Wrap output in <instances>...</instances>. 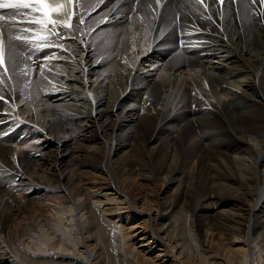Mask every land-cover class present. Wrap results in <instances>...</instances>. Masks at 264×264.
<instances>
[{
	"label": "bare ground",
	"instance_id": "obj_1",
	"mask_svg": "<svg viewBox=\"0 0 264 264\" xmlns=\"http://www.w3.org/2000/svg\"><path fill=\"white\" fill-rule=\"evenodd\" d=\"M154 7L5 28L0 264H264V3Z\"/></svg>",
	"mask_w": 264,
	"mask_h": 264
},
{
	"label": "snow or ice",
	"instance_id": "obj_2",
	"mask_svg": "<svg viewBox=\"0 0 264 264\" xmlns=\"http://www.w3.org/2000/svg\"><path fill=\"white\" fill-rule=\"evenodd\" d=\"M197 2H202V0H197ZM264 3V0H260ZM160 3V0H157ZM75 0H0V10L2 9H27L31 13H39V16H33L29 23L39 25L42 30L49 33L56 31L57 27H63L65 29L72 28V19L75 15L74 12ZM23 14V13H22ZM8 21L9 23L15 24L17 22V17L13 14L10 17L5 15H0V23ZM80 23L84 22L83 16L81 15ZM51 26V27H49ZM28 29H26L27 31ZM33 35L38 41L46 40V37L41 34V32H34ZM59 35V34H58ZM20 39L19 36L16 37ZM31 43V41H28ZM34 48L39 49L41 47L38 43H33ZM44 48L51 47L50 43H44L42 45ZM3 51V33L0 32V54ZM52 59L51 56L47 57ZM7 71V69H5ZM0 99H3L0 97Z\"/></svg>",
	"mask_w": 264,
	"mask_h": 264
},
{
	"label": "rangeland",
	"instance_id": "obj_3",
	"mask_svg": "<svg viewBox=\"0 0 264 264\" xmlns=\"http://www.w3.org/2000/svg\"><path fill=\"white\" fill-rule=\"evenodd\" d=\"M81 1V0H80ZM82 6V5H81ZM135 6V5H134ZM134 10H136V7L134 8ZM129 21H127V23H128ZM20 27V26H19ZM131 28H133V27H131ZM95 56H96V54H95ZM147 64L148 63H145V66L147 67ZM148 69H150V72H151V74H155V70H151V67H147ZM49 100V99H48ZM21 138H23V136H21ZM188 172V174H189V171H187ZM139 186L137 187V188H141V190H142V192H145L146 191V193L149 191V190H151V189H149L148 187H144V188H142L141 186H147V185H145V183H139L138 184ZM129 188V193H131V197L133 196V189L132 188H130V187H128ZM157 189H159V191L157 192V194H159L160 196L158 197V199L161 201H163V199L164 198H169L171 201H173V202H175V204H176V206H177V209L175 210V212L180 216V212H179V209H182L183 207H186V208H189V204L187 203V201H186V203H185V201H183V199H181L180 197H178V195L176 196V194H178L172 187H159V186H157ZM132 191V192H131ZM149 195H151L152 197H153V193H148ZM106 205V204H105ZM215 208L216 207H214V206H212V205H209V207H208V211H207V213L208 214H211V213H213L214 212V210H215ZM109 209V206H105V210H108ZM111 210V209H110ZM37 214H40V213H37ZM116 214H118V215H122L123 217L125 216L122 212H119V213H116ZM123 221H124V218H123ZM140 223H141V221H139L138 219H134V218H131L130 220H129V227H132L133 229H135V231H133V234H132V236H139V239L141 238V233L144 231V228H142V227H136L138 224H139V226H141L140 225ZM227 234V235H226ZM225 235H223V239L222 240H225L227 237V239L225 240V242L224 243H227V240L229 239V238H231L232 237V235H231V233H226ZM217 233H214V236H215V238H217ZM241 235L243 236V238H245V236H246V238L247 239H249V236H247L245 233H241ZM22 236V235H21ZM231 236V237H230ZM225 237V238H224ZM249 256H250V264H257V262H255L254 261V257H252V255H250V253H249ZM251 260H252V262H251Z\"/></svg>",
	"mask_w": 264,
	"mask_h": 264
},
{
	"label": "trees",
	"instance_id": "obj_4",
	"mask_svg": "<svg viewBox=\"0 0 264 264\" xmlns=\"http://www.w3.org/2000/svg\"><path fill=\"white\" fill-rule=\"evenodd\" d=\"M84 6V5H83ZM84 9V8H83Z\"/></svg>",
	"mask_w": 264,
	"mask_h": 264
}]
</instances>
